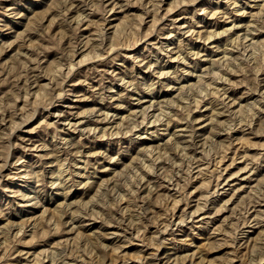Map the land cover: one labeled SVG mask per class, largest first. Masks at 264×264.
I'll return each mask as SVG.
<instances>
[{"label": "rangeland", "instance_id": "obj_1", "mask_svg": "<svg viewBox=\"0 0 264 264\" xmlns=\"http://www.w3.org/2000/svg\"><path fill=\"white\" fill-rule=\"evenodd\" d=\"M0 264H264V0H0Z\"/></svg>", "mask_w": 264, "mask_h": 264}, {"label": "bare ground", "instance_id": "obj_2", "mask_svg": "<svg viewBox=\"0 0 264 264\" xmlns=\"http://www.w3.org/2000/svg\"><path fill=\"white\" fill-rule=\"evenodd\" d=\"M150 107H151V106H150ZM144 112H145V111H144ZM144 112H143V113H144ZM147 112H148V111H147ZM158 119H159V118H158ZM158 119H157V120H158Z\"/></svg>", "mask_w": 264, "mask_h": 264}]
</instances>
